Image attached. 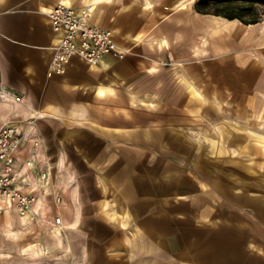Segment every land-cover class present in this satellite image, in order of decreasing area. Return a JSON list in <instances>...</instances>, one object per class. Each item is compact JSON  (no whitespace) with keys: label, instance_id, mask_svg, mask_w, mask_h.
I'll return each mask as SVG.
<instances>
[{"label":"crops","instance_id":"crops-1","mask_svg":"<svg viewBox=\"0 0 264 264\" xmlns=\"http://www.w3.org/2000/svg\"><path fill=\"white\" fill-rule=\"evenodd\" d=\"M1 1L0 84L22 99L0 98V121L23 134L17 166L25 189L48 200L51 219L59 214L63 224L6 210L0 264L187 263L166 253L170 226L157 219L172 208L157 212L155 200L171 205L172 194L155 184L168 180V151L187 132L189 76L198 80L207 64L218 84L229 79L223 58L233 45L209 23L235 20L199 12L194 0L186 8H176L183 0ZM61 1L90 7L91 24L113 29L124 55L106 54L97 65L75 57L65 74L48 76L60 37L48 8ZM157 161L169 169L157 170Z\"/></svg>","mask_w":264,"mask_h":264},{"label":"rangeland","instance_id":"rangeland-1","mask_svg":"<svg viewBox=\"0 0 264 264\" xmlns=\"http://www.w3.org/2000/svg\"><path fill=\"white\" fill-rule=\"evenodd\" d=\"M198 1L194 0L195 9ZM222 1L210 0V5L217 7ZM219 6L243 14L251 12L244 0ZM256 12L262 15L259 22L264 24V5L257 4ZM204 67V74L198 80L189 76V122L182 143L173 142L174 150L168 151L171 173H167L166 182L157 181L155 184L157 192L170 191L172 194L171 205L164 207L162 199L155 200L157 212H167L169 206L172 208L171 217L157 219V224L170 226L165 232L171 243L166 253L169 250L173 258H187L185 264H264V258H245L251 254L253 257L264 256V145L258 141L260 133L264 134V126L253 125L237 116L234 108L241 101L235 86L229 81L218 86V80H213L208 65ZM200 88L205 90L206 96L201 92L196 95L195 90L200 91ZM195 96L201 101L196 103ZM216 104H223L225 112L230 111V114L226 112L229 117L223 118L222 112L216 110ZM192 106L195 107L190 108ZM235 123L244 128H237ZM233 131L247 135L255 150H249L242 144L244 142H231L229 136L234 135ZM156 163L159 164L157 170L169 169L162 161ZM87 185L94 196L99 192L96 190L100 188L94 189L92 181ZM142 186L139 183L137 187ZM106 206L108 208L110 204ZM5 239L0 232V241Z\"/></svg>","mask_w":264,"mask_h":264},{"label":"built area","instance_id":"built-area-1","mask_svg":"<svg viewBox=\"0 0 264 264\" xmlns=\"http://www.w3.org/2000/svg\"><path fill=\"white\" fill-rule=\"evenodd\" d=\"M91 8L77 10L67 2L56 3L49 11V19L60 34L50 61L48 76L65 74L73 58L78 57L90 65H97L106 54L123 56L116 47L115 32L111 28L93 25L90 22ZM0 98L21 100L12 89L0 84ZM23 134L11 121H0V227L6 210L15 209L22 217H31L42 224L59 226L61 215L51 219L48 200L29 192L23 185V169L17 166ZM45 175V174H44ZM61 201V197H56Z\"/></svg>","mask_w":264,"mask_h":264},{"label":"bare ground","instance_id":"bare-ground-1","mask_svg":"<svg viewBox=\"0 0 264 264\" xmlns=\"http://www.w3.org/2000/svg\"><path fill=\"white\" fill-rule=\"evenodd\" d=\"M1 1V0H0ZM6 1V0H5ZM190 1L193 0H183L180 4L176 6V8H186ZM2 3V1H1ZM151 3V2H150ZM4 5V4H3ZM151 6V5H149ZM124 8V7H122ZM150 8V7H148ZM46 9V7H45ZM48 10H50L48 8ZM199 10V9H198ZM167 16V15H163ZM156 19V18H155ZM141 20V19H140ZM234 23L228 21L226 18H222L220 20H214L210 22V26H214L218 28L219 31L223 32L222 37H230V39H224L225 43L232 44L233 46L230 48L231 52H228L223 58L224 67L229 71V79H223L219 81V85L221 83L225 84L228 81L231 82L235 86V90L239 92L240 101L238 107H235V111L237 116H239L244 121H249L250 123L257 124L260 126H264V24L249 27V25L245 24L240 19H234ZM145 21V20H144ZM142 22V21H141ZM146 22V21H145ZM145 24V23H144ZM148 25V23H147ZM155 25V24H154ZM151 27V26H149ZM148 27V28H149ZM148 30V29H147ZM151 30V29H150ZM56 34V33H55ZM233 38V39H232ZM224 44V43H223ZM231 46V45H230ZM212 60V59H210ZM217 61H219L217 59ZM213 63V62H212ZM211 63V64H212ZM219 63V62H217ZM203 64V63H202ZM214 65V63L212 64ZM218 66V65H217ZM209 67V66H208ZM215 68V67H214ZM187 70V69H186ZM207 70V69H206ZM218 70V69H217ZM214 72V70H213ZM220 72V71H219ZM225 73V72H224ZM215 74V73H214ZM213 74V75H214ZM211 75V74H210ZM216 75V74H215ZM219 76V75H218ZM214 77V76H213ZM226 77V76H225ZM217 78V77H216ZM204 82V81H203ZM208 82V81H207ZM206 82V83H207ZM112 85V84H111ZM222 86V85H221ZM199 88V87H198ZM227 88V87H226ZM111 89V88H110ZM221 89V88H220ZM113 90V89H112ZM117 90V89H116ZM199 90V89H198ZM231 90V88H230ZM222 91V90H221ZM200 94L206 96L205 90L200 88ZM233 92V91H232ZM112 93V92H110ZM116 93V92H115ZM215 93V91H214ZM224 93V92H223ZM228 94V93H227ZM230 94V93H229ZM114 95V94H113ZM221 97V96H220ZM27 98V97H26ZM128 98V97H127ZM207 98V97H206ZM237 99V98H236ZM128 102V101H127ZM165 103V102H164ZM191 105V104H190ZM223 105V104H222ZM221 104H216V110H219L221 116L223 118L229 117L230 111L225 112L224 106ZM235 104V106H237ZM178 107V106H177ZM195 107V106H194ZM193 106L190 108H194ZM186 109V108H185ZM170 111V110H169ZM205 111V110H204ZM218 112V113H219ZM164 113V112H163ZM169 113V112H168ZM171 114V113H170ZM210 114V113H209ZM208 114V115H209ZM235 115V113H234ZM174 116V115H173ZM202 116V115H201ZM204 116V115H203ZM232 116V115H231ZM162 117V116H161ZM205 117V116H204ZM185 118V117H184ZM255 118H258L255 120ZM185 120V119H184ZM210 120V119H209ZM213 121V120H212ZM224 124V123H223ZM180 125V124H179ZM252 125V126H253ZM148 126V125H147ZM168 126V125H167ZM205 126V125H204ZM208 126V125H207ZM237 128L243 129L240 123H235ZM146 127V126H145ZM211 127V126H210ZM225 127V126H224ZM258 127V126H257ZM227 127H225L226 129ZM253 129V127H252ZM259 129V127H258ZM207 130V129H206ZM229 130V129H228ZM231 130V129H230ZM168 131V130H167ZM219 131V130H218ZM182 131L181 133H183ZM234 132V131H233ZM263 132V131H262ZM255 133V132H254ZM221 134V133H220ZM219 134V135H220ZM226 134V133H225ZM259 134V132H258ZM162 135V134H161ZM227 135V134H226ZM169 136V135H168ZM228 136V135H227ZM231 142H244L243 145L247 146L249 150H255L254 145L250 144V140L247 135L244 133L234 132V135L229 136ZM168 138V137H166ZM255 138V137H253ZM224 139V138H223ZM167 141V140H166ZM187 141V140H186ZM228 141V140H227ZM258 141L263 143L264 145V134L260 133L258 137ZM257 142V143H259ZM223 143V142H222ZM181 144V143H180ZM256 144V143H255ZM142 145V144H141ZM215 145V144H214ZM235 145V144H234ZM242 145V148H243ZM257 145V144H256ZM259 145V144H258ZM257 145V146H258ZM148 146V145H147ZM168 146V145H167ZM166 146V147H167ZM228 146V145H227ZM190 147V146H189ZM230 147V146H229ZM264 147V146H263ZM169 148V147H168ZM224 148V147H223ZM213 149V148H212ZM234 149V148H233ZM174 150V149H173ZM237 150V149H236ZM164 151V150H163ZM176 151V150H175ZM218 151V149H217ZM238 151V150H237ZM226 152V151H225ZM235 152V151H234ZM243 152V151H242ZM241 152V153H242ZM263 152V151H262ZM206 154V153H205ZM260 154V153H258ZM254 155V154H253ZM202 156V155H201ZM252 156V155H251ZM218 158V157H217ZM219 160V159H218ZM247 160V159H246ZM217 161V160H216ZM161 162V161H160ZM201 162V160H200ZM218 162V161H217ZM150 165V164H149ZM204 165V164H203ZM206 166V165H205ZM204 166V168H205ZM159 168V167H158ZM166 168V167H165ZM211 168V167H210ZM216 168V167H215ZM205 170V169H204ZM29 171V170H28ZM148 171V170H147ZM156 171V170H155ZM167 172V171H166ZM165 172V173H166ZM31 173V172H30ZM173 175V174H172ZM166 177V176H165ZM178 181V180H177ZM154 182V180H153ZM157 192V191H156ZM162 192V191H161ZM170 192V191H169ZM174 192V190H173ZM180 194V193H179ZM241 195V194H240ZM244 195V194H243ZM114 198V197H113ZM112 198V199H113ZM252 198V197H251ZM250 198V199H251ZM115 199V198H114ZM254 199V198H252ZM258 199V198H257ZM246 200V199H245ZM250 201V200H249ZM262 201V200H261ZM194 202V201H193ZM258 202V201H257ZM117 203V202H116ZM255 203V202H253ZM259 204V203H258ZM118 205V204H117ZM260 206V205H259ZM261 207V206H260ZM257 208V207H256ZM189 209V208H188ZM127 210V209H126ZM174 210V209H173ZM170 211V210H169ZM168 211V212H169ZM179 211V210H178ZM184 211V210H183ZM188 211V210H186ZM181 212V211H180ZM76 215V214H75ZM130 215V214H129ZM128 215V216H129ZM77 216V215H76ZM79 216V215H78ZM81 217V216H80ZM163 218V217H162ZM79 219V218H78ZM77 219V220H78ZM164 219V218H163ZM156 220V219H155ZM80 222V221H79ZM59 228V227H58ZM57 228V229H58ZM57 234H60V231H56ZM196 239V238H195ZM192 242V239H191ZM190 242V243H191ZM225 247V246H224ZM230 249V247H229ZM230 254V253H229ZM219 256V255H218ZM194 259V258H193ZM198 259V258H197ZM195 260V259H194ZM218 260V259H217ZM203 261V260H202ZM209 261V260H208ZM123 262V261H122ZM185 262V261H184ZM116 263V262H115ZM199 263V262H197ZM112 264V263H111Z\"/></svg>","mask_w":264,"mask_h":264},{"label":"trees","instance_id":"trees-1","mask_svg":"<svg viewBox=\"0 0 264 264\" xmlns=\"http://www.w3.org/2000/svg\"><path fill=\"white\" fill-rule=\"evenodd\" d=\"M239 0H223L221 4H230L233 2H236ZM245 2L248 3V7L251 10L250 14H243L239 12V10H225V8H221L218 3V6H211L210 5V0H199L196 3V9L199 12L203 13H214L218 15H223L226 16L230 19H240L245 23H257L262 20V15H260L258 12H256V5L257 4H263L264 5V0H244ZM217 5V4H215ZM216 7V8H215Z\"/></svg>","mask_w":264,"mask_h":264}]
</instances>
